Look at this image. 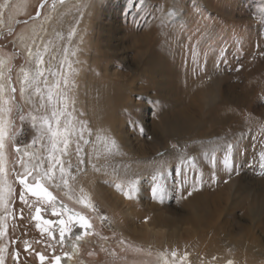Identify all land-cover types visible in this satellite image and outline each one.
Here are the masks:
<instances>
[{
    "label": "rangeland",
    "instance_id": "rangeland-1",
    "mask_svg": "<svg viewBox=\"0 0 264 264\" xmlns=\"http://www.w3.org/2000/svg\"><path fill=\"white\" fill-rule=\"evenodd\" d=\"M45 3L43 0H27L25 9L28 11L25 16L11 21L6 8L0 13V20L3 21L0 56L6 61V69L0 76V81H4L5 86L3 100L14 96L8 120L10 124H15L14 131L17 133L14 142L10 139L11 131L6 140L10 167L7 184L11 186L12 192L9 195L7 188L4 189L5 201L0 205V229H7L6 234L0 237V248H7L3 253L4 264H40L36 262L35 253L52 254L63 250L54 235L51 238L47 236V231H44L47 227L40 225L39 221L32 222L35 220L33 217L36 207L43 208L44 203L34 201L30 194H25L27 204L19 200L22 187L18 183L17 174H22L24 167L19 162L22 152L17 154L15 151L16 147L21 149L27 146L39 151L36 158L48 155L46 138L31 144L38 133L31 126V105L27 103L26 106L21 100L17 79L22 67L27 65L24 55L28 52L24 44L28 41V36L23 34L22 38L19 34L28 28V24L32 22L30 19L40 14ZM262 14L264 0H185L165 7L150 4L146 0L96 1V6L89 15L93 19L89 43L102 41L98 44L95 69L91 73L90 61L86 60L85 73H91L100 91L104 87V96L110 98L107 106L109 116L104 120L114 122L111 140L118 143L122 139L124 147L133 151L136 147H142L148 154L153 153L149 151L151 147L165 149L157 153V156L178 148L177 141L187 140L192 148V163H187L190 159L186 158L182 161L183 169H178L174 164L169 166L168 172L164 174L167 176L164 183L174 187L178 179H199V170L195 164H210L219 161L220 157L225 181L220 183L215 207L210 205L214 197L209 194L210 197L206 199L208 208L199 213L196 223L191 221L192 213L177 207L178 196L175 190H167L164 194L168 207H162L156 212L157 222L162 218V222L155 228L157 232L135 231L134 235L132 230L128 231L130 226L127 223L121 224L119 221L121 214L124 217L130 209H135L134 205L141 207L143 203H148L149 199L143 194L149 187L148 183L145 179H135L139 183L136 190L132 191L131 181L134 179L116 176L109 172L105 164L103 166L106 169H100L101 164L94 161L96 157H93V153L88 152L92 147L93 133L90 124L93 120L88 117V143L82 145L85 148L81 153L84 163H78L77 142L71 153V167L69 168L68 160L65 162L67 175L69 174L67 191L76 194L77 181L87 184V189L93 193L94 209L102 215L101 220L89 214L86 208L71 204L47 185L61 203L78 216L85 217L91 225L90 229L80 235L84 239H71L70 243L65 244L76 252L70 258L74 261L73 264H155L158 251L168 254L178 251L185 257L187 253L194 262L200 260L201 263L208 262L205 258L217 253L219 261L223 256L236 254L232 249V244L236 243L253 246L256 254L244 255L245 258L264 262V257L261 256L264 254V168H261L260 159L261 153H264ZM154 22L161 29L159 34L154 32ZM102 27L106 32H102L103 36ZM207 66L218 73L211 76L212 80L218 75L223 79V85L219 100L211 101L212 103H207V99L206 103L203 101V135L198 138L190 133L191 137L188 136V139L184 137L179 140L158 137L154 127L156 124L161 126L162 120L170 121L173 117L179 123L183 120L185 122L184 116L179 114L181 111L197 117L194 112L197 103L189 97L192 87L190 84ZM29 71L31 76L32 70ZM13 87L16 89L14 94L11 92ZM17 103L22 105L23 114L27 118L23 122L19 120L15 107ZM31 114L40 115L43 110ZM235 119L242 124V129L226 136L225 130H220L224 127L232 130ZM199 129L195 127L192 133ZM217 144L222 146L217 148ZM229 144L232 145V151L228 149ZM199 145H202V149ZM203 152L207 154L205 157L200 156ZM197 157L200 158L194 163ZM225 159L228 160V169L224 167ZM25 162L31 165L37 160L30 162L28 159ZM186 167H192L193 173L185 172ZM174 170H179L183 175H174ZM33 175H36L35 172ZM85 178L92 180V186ZM28 182L35 181L30 176ZM203 185L207 187V183ZM155 199L160 201L159 194ZM244 200L253 201L254 205L249 213L232 207L234 202ZM106 220L116 223L123 235L103 227L102 222ZM134 223L132 227L135 230H138L136 227L145 225L144 219ZM37 224L40 225L39 228ZM25 242L27 252L24 251ZM16 252L20 255L14 261L12 254ZM210 260H215V257ZM232 264H240V261L234 259Z\"/></svg>",
    "mask_w": 264,
    "mask_h": 264
},
{
    "label": "bare ground",
    "instance_id": "bare-ground-1",
    "mask_svg": "<svg viewBox=\"0 0 264 264\" xmlns=\"http://www.w3.org/2000/svg\"><path fill=\"white\" fill-rule=\"evenodd\" d=\"M96 1L97 0H64V2L61 3L60 0H48L47 3L44 5L42 11H40V14L30 19L32 20V22L28 24V28L24 31V33L21 32V34H19V36L21 37L23 36V34L28 36V41L24 42L25 47L27 48L26 51H28L26 54L24 53L25 54L24 60L27 65L26 67H22L21 72L19 74L20 77L17 78L20 84L19 87L21 89V87L23 86L24 72L26 71L29 72V76H30V71H29L30 69L32 70L31 73L34 72L36 68L37 54L43 56L44 63L40 65L41 68L45 70L53 69L52 71H58L60 70L61 62L65 60L64 50L67 49L68 50L67 62L71 63L72 68L69 69L67 67V63H65L63 72L65 74H69V79H70L69 87L71 88V91L68 92V95L75 101V103H72L71 101H69L68 103L69 111H71L73 108L75 109V112L72 114L73 122L76 124L77 131H79L80 122L87 123L88 117L92 118L93 120L90 123L92 124L93 127L92 140H91L92 147L88 149V152L93 153V157H96L94 158V161L99 162L101 164L100 169H103L104 167L103 164H105L107 165L109 172L114 173L116 176L125 177L134 180L140 178L145 179L149 186L146 188L147 191L143 193L145 194V197L149 199L148 203L146 204L143 203L142 204L143 206L141 207L134 205L135 209L133 210L130 209V211L124 214V217L121 214V219L119 223L121 224L127 223L130 226L128 231L132 230V233L134 235H136L135 231H137V233L142 232L143 230L145 232L148 231H155L154 233L157 232L155 228L158 225V223L162 222V218L160 217L159 222H157L156 212L160 208L162 209V207L163 208L168 207L167 201L165 199V194L163 199L162 200L160 199V201L156 200L152 196L151 190L157 184H164L167 190L172 191L171 188H173L175 190V194L178 196L176 199L177 207L184 208L188 212L192 213L193 217L191 221H195L196 223L198 222L196 220L198 219L199 213L202 210L205 211L208 208L209 203L206 199L210 197L209 194L210 195L212 194L214 197L213 200L211 199L210 202L211 206L215 207V203L218 201L219 196H217V192L220 191V183L225 181V175L222 173V167L220 164L221 157L219 161H215L210 164L209 163L198 164L199 163L198 159L200 157H197L196 158L197 161L195 160L194 163L198 162L195 165L199 170V176H198L199 179H195L193 181H188V179L187 180L178 179L177 183L173 187L166 185L164 183L165 182L164 180H159V179L154 180L153 176L158 171L160 172L161 175H164L166 172H168L169 166L173 164L178 169H183L182 161L186 158H189L190 161H192L193 159L192 148L186 142L187 140L185 142L177 141L178 148L170 151H166L164 152V154L162 155L160 154L161 156L159 154H158L159 156H157V153L165 149L159 150L155 147H151L149 151H153V153L155 154L146 153L147 150L144 151L145 149H143L142 147H136L134 148L133 151L129 147H124L125 143L122 141V139H119L120 141L118 140V143H116L118 149H114L113 154H108L107 152V147H110V142L114 141L111 140L112 139L111 136L114 131V122H109V121L106 122V120H104V118L109 116V112H108L109 110L107 106L108 103L110 102V98L104 96L106 92L104 91V87L100 91V87L95 83V81H93V78L91 77V73L95 69L94 65L96 63V57L98 54V44L101 43L102 41L100 40L99 42L94 41L89 43V39L91 38L90 36H92L91 32L93 31V27L91 26L93 23V19L89 15H91L93 9L95 8ZM146 1L150 2V4L155 3L158 4V6L165 7L168 6V4L170 3H175V2L181 3L182 1L185 0H146ZM26 4H27V0H6V1L1 0L0 13L1 11H3L4 8H6V12H8L10 21L14 20L21 16H25V12L28 11L25 9ZM53 5H55L54 10H53ZM154 23H155L154 32H157L159 34V31L161 29H159L158 27L159 25H157L156 22ZM2 25H3V21L0 20V33L2 31L1 29ZM102 32L106 34L104 28L102 29L101 33ZM99 38H100V34H99ZM165 44L167 45V43ZM46 47H47V51H45ZM72 52H75V55H72ZM92 52L94 54H92ZM86 60H89L91 64V70H90L91 73L88 74L85 73V70L87 68L85 63ZM5 69H6V61L3 57L0 56V76H2V74L4 73L3 71ZM72 69L76 70L75 74H71ZM185 74H183V76ZM214 74H218V73L214 71V69H209V66H207V68L206 69L204 68V71L200 75L195 74L196 75L195 78L197 79L190 84L192 85V87L190 91L191 96L189 97L193 99L192 100L193 102L197 103L194 110V112L197 114L196 115L197 117L187 115L188 113H186L185 111H181L179 114L182 117L184 116V118L186 119L185 122L184 120L182 121L184 123L182 122L179 123L178 120L174 119L173 117L172 120L170 121L162 120L161 126L156 124L154 127L155 133L158 135V137L160 138L164 137L166 139H172V140H179L184 137L188 139L187 137L190 135V133L198 138L203 135V133L201 132V130L203 129L202 125L204 124L202 120L205 117L202 107L204 106L205 99L208 100L207 103L214 100H219L223 85V79L220 78L218 75L212 80L211 76L212 75L215 76ZM45 75L48 76L49 86L53 85L54 80L50 75H48L47 71H45ZM192 77L191 80H193ZM61 87H63V84L61 85ZM4 91H5L4 81H0V101L4 99V95H5ZM99 91L101 96H99L98 94ZM19 94L21 97V93ZM36 99L38 100V97ZM21 100L26 106H28L25 100H23L22 98ZM193 104L191 105L193 106ZM81 113H83V115H81ZM199 124L200 127H198ZM195 127L197 129L199 128L200 129L193 134L192 132H194ZM242 127H243L242 124L238 123L237 120L235 119L234 125L232 126V130H227L224 127L220 131L223 132V130H225L226 136L227 135L231 136L234 131L237 130L239 131L240 129H242ZM77 139L78 138L76 134H73L70 137L69 148L67 150L69 155L60 157L61 159L64 160V162H67V160L71 161V153H73V149L75 148L74 143L77 142ZM84 139L85 140L87 139V131L84 132ZM6 140L7 138L5 139V145H6ZM103 141H108L109 142L108 145L106 146V144ZM83 144H84L83 142H80V147L82 149V151L79 154L80 157H81V153L84 152V148H85L82 147ZM221 146H222L221 144H217L215 147L218 148ZM199 147L202 149V145H199ZM21 152H22V156L23 153L27 152L28 155L24 156L23 159L25 160L29 159L30 161L33 160V157H35V155L39 153V151L34 150L32 147H27V146L21 148ZM4 153H5V160L3 162V172H0V178L6 179L7 181L9 178L10 167H9L6 146L4 149ZM56 155L59 157L60 154L57 153ZM206 155L207 154L203 152V154H201L200 156L205 157ZM178 164L180 165L177 166ZM47 167H48V163L47 160H45L44 169H46ZM64 167H65V176H66L64 177V180L67 181V177L69 176V174L67 175V165L64 164ZM104 168L106 169V167ZM185 172L191 174L192 167H190V169H187L186 167ZM64 180H61L59 173V166H57L55 171V180L54 181L44 180V182L48 186H50L53 189V191L59 192V194L62 195L71 204L75 206H80V208L82 209L86 208L87 209L86 211L89 214L94 215L96 218H98V220H101L102 215H100L94 209L95 204L93 201V193L87 189L88 185L84 184L83 182L77 181L78 191L76 194H72L69 193V191H67L68 185L65 186ZM85 180L88 181V184H90V186H92V183H90V181L92 180L87 178H85ZM201 181H204L203 182L204 184L207 183L206 188L204 187L203 183H201ZM194 186L196 190H193ZM208 190H210L211 192ZM189 192H191L192 194L188 195ZM219 203L221 204V202ZM252 205H254L253 201L250 202L244 200V201L234 202L232 207L240 208L242 212L249 213L252 210ZM219 206L220 205L218 204V207ZM206 213L207 211L205 212V214ZM139 219L140 220L144 219L145 225L143 227L138 226L136 227V229L138 230H135V227L132 226L133 224H135L134 221ZM102 224L103 227L108 228L111 232H117L119 235H123L122 230L117 226L116 223L106 220L104 223L102 222ZM232 249L235 250L236 254H232L231 256H227V257L223 256V258L221 257V260L218 261L217 257L220 256L217 253H214L213 255H211V257L205 258V260H208V262L204 261L203 263H201L200 260H196L194 262V260L191 258V255L187 253H185L186 259H184L185 256H183L182 252L181 253H179L178 251L175 252L177 255L176 257H173L172 254L158 251V255H157L158 259L156 260V263L155 262L154 263L181 264L182 262V264H228V261H233L235 259L237 261H240V264H264V262H260L261 260H253L251 258H245L244 255L256 254V252L253 251V246L243 243H239V244L236 243V244H232ZM237 253L241 255H238ZM262 255L264 257V254H261V256ZM212 257H215V260L211 261L210 259Z\"/></svg>",
    "mask_w": 264,
    "mask_h": 264
},
{
    "label": "snow or ice",
    "instance_id": "snow-or-ice-1",
    "mask_svg": "<svg viewBox=\"0 0 264 264\" xmlns=\"http://www.w3.org/2000/svg\"><path fill=\"white\" fill-rule=\"evenodd\" d=\"M61 3L64 2V0H60ZM43 7V4L40 6ZM55 8V5H53V10ZM39 15V13L37 14ZM262 21H264V14L261 16ZM45 51H47V47L45 48ZM65 60L61 62L60 70L58 71H52L51 69H43L40 67L44 63L43 56L37 54L36 59V68L34 72L31 74V77L29 76V72H24L23 76V86L20 89L21 98L25 100L26 103L31 105V111L29 115L31 116L32 120V128L36 130L38 133L36 139H33L31 141V144H36L37 141L41 138H46L47 141V148H48V155L46 157H40L36 158L33 157V159H37V162L35 164L29 165V163H26L23 160V156H27L28 153H23V156H19V162L23 165L24 171L22 174H17L18 177V183L22 187V191L19 193V200L22 203L27 204V201L25 199V194H30L33 197H37L39 200L46 201L49 204L53 205V215H57L55 211L54 201L55 197L52 195L50 191L44 186V184L41 181L47 180V181H54L55 180V171L57 166H59V173L60 178L64 180L65 176V167H64V160L60 157L69 155L68 148L70 143V137L73 134L77 135V144H76V154L78 156V163L83 164L84 159L79 156L80 152L82 151L80 147V142H83L84 144H87L88 141L84 139V132L87 131V124L85 122H80V129L77 131L76 124L73 122V113L75 112V109L73 108L71 111H69L68 103L71 101L72 103H75V101L68 95V92L71 91V88L69 87L70 79L69 74H65L63 72L65 63H67V67L69 69L72 68L71 63L67 62V54L68 50L65 49ZM72 55H75V52H72ZM239 70V69H237ZM45 71L48 72V75H50L53 80L54 84L49 86L48 84V76L45 75ZM76 70L72 69L71 74H75ZM63 84V87L61 85ZM16 89L13 87L11 88V92L14 94ZM38 97V100L36 99ZM14 100V96L9 97V99L0 101V172H3V162L5 160V139L8 137V133L11 131L12 135L10 139L14 142L15 137L17 133L14 131L15 124H10L8 120V116L12 112V107L10 106L11 101ZM17 108V111L19 113V120L21 122L25 121L27 118L23 114V107L19 103L15 105ZM41 110H43V114L40 115H32L31 112L40 113ZM83 115V113H81ZM89 135L91 133L89 132ZM106 146L108 145V141H103ZM62 145V147H61ZM175 147V146H173ZM118 149V146L116 145L115 141L110 142V147H107L108 154H113V150ZM229 151H232V145H228ZM15 151L17 154H20L21 149L19 147L15 148ZM59 153V157L56 155ZM261 159V168H264V153H261L260 155ZM47 160L48 167L44 169V162ZM183 163V162H182ZM187 163H192L190 160L187 161ZM69 168L71 167V161H68ZM224 167L225 169L229 168L228 160L225 159L224 161ZM37 173V175H33V173ZM174 175H183L182 172L179 170H174ZM32 177V179L35 181L34 183H29L28 178ZM153 179H159V180H167L166 175H161L158 171L154 176ZM138 180L131 181V189L132 191L136 190V187L138 185ZM65 186H67V181L64 180ZM119 188L120 186L117 185ZM7 188V191L9 195L12 192L11 186L7 184L6 179L0 178V205L4 204L5 197H4V189ZM166 186L164 184H157L152 188V196L153 198H156L159 194L160 199H163L164 193L166 192ZM193 190L195 189V186L193 187ZM192 193L189 192L188 195H191ZM126 196L128 198H131V196L126 193ZM5 210L6 205H5ZM40 212L41 208L36 207L35 209V216L33 219L40 220ZM44 224H49V221H44ZM62 225L64 224V221L60 222ZM79 226L82 229H90L91 225L88 223V221L85 219V217L80 216L78 219ZM37 227L39 228L40 225L37 224ZM7 229H0V237H3L6 234ZM43 231V229H42ZM51 235V233H49ZM65 236V230L61 228L60 230V240L61 243H63ZM76 241H80L84 239L83 236L77 235L75 237ZM26 247L24 249L25 252L28 251L27 242ZM7 251V248H0V264H4V256L3 253ZM20 253L16 252L12 254V259L16 261L19 257ZM38 259L40 261V264H44L45 262V256L43 254H37ZM176 253L173 252L172 256L176 257ZM70 258V257H69ZM186 259V257H184ZM55 264H61V257L56 256L54 258ZM182 264V262H181ZM228 264H232V261H228Z\"/></svg>",
    "mask_w": 264,
    "mask_h": 264
},
{
    "label": "flooded vegetation",
    "instance_id": "flooded-vegetation-1",
    "mask_svg": "<svg viewBox=\"0 0 264 264\" xmlns=\"http://www.w3.org/2000/svg\"><path fill=\"white\" fill-rule=\"evenodd\" d=\"M45 1L47 3L48 0H44L43 2ZM35 174L37 175V173ZM41 182L48 189V191H50L53 195V192L51 191L52 188L50 189V187H48L44 181H41ZM57 193L59 194V192ZM53 196L55 197V195ZM30 198L36 202L41 201L44 203V207L41 208V212H40V220L35 219L32 222L35 223L36 221H39L40 225L47 227L46 230H44V231H47V236L51 238V236L54 235L56 237L57 242L60 243V247L63 248V250L56 251L53 253L51 252L52 254H48V252L47 253H39V252L35 253L34 257L36 259V262L40 263L38 259V255H37L39 253L45 256L44 264H55L54 258L56 256L61 257V264H73L74 261L73 260L71 261L72 259L71 256L75 255L76 252L73 249L71 251V249H69V246L68 245L65 246V244L70 243L71 239H75L77 235H81L83 232H85L86 229H82L78 223V219L80 216H78L77 213H75L74 211L68 209L63 203H61V201L57 197H55V201H54L55 211L57 215L52 214V211H53L52 204H49L43 200H39L37 197L31 196ZM44 221H49L50 223L44 224L43 223ZM61 221H64L63 225L60 223ZM61 228L65 230V236H64L63 243H61V240H60ZM49 232H51V235H49Z\"/></svg>",
    "mask_w": 264,
    "mask_h": 264
}]
</instances>
